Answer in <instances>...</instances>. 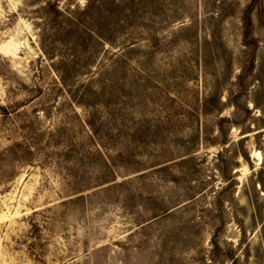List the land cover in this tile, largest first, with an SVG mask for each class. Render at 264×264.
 Returning a JSON list of instances; mask_svg holds the SVG:
<instances>
[{"label":"rangeland","instance_id":"374dc122","mask_svg":"<svg viewBox=\"0 0 264 264\" xmlns=\"http://www.w3.org/2000/svg\"><path fill=\"white\" fill-rule=\"evenodd\" d=\"M252 3L0 0V264H264Z\"/></svg>","mask_w":264,"mask_h":264},{"label":"trees","instance_id":"16d2710c","mask_svg":"<svg viewBox=\"0 0 264 264\" xmlns=\"http://www.w3.org/2000/svg\"><path fill=\"white\" fill-rule=\"evenodd\" d=\"M260 1L261 0H252L253 3L250 4L249 6H247L245 8V10L243 11V14H242V19H241L242 25H243L242 43L244 46H246L248 48L249 55H248V58L245 62L244 69H242V71L240 72V74L236 78V83L234 84V90H233V92H235V93L232 97L229 98V103L235 109V111L237 112V115H239V114L243 115L242 121L248 120L249 116H250V111L248 110V107L246 106V104L244 105L241 102V100L247 94V89L245 87V81L248 78H250L252 75L254 58H255L254 55H255V50H256V44H254V40L251 37V15L254 11V8L252 5H255L256 3H260ZM56 12L58 13V11H56ZM99 26L100 25H98L97 26L98 28H96L95 30L91 29V27H89L91 30L94 31L93 33L89 32V35L95 34L99 39L106 41V42H109L105 38V36L102 35V33H99ZM69 27H67V28H69L68 31L74 32L73 31L74 28L72 26H69ZM74 34H75V32H74ZM79 38H80V36L77 39H79ZM41 47L43 48V46H41ZM237 121L238 120L232 121L231 125L238 127L240 123H237ZM242 121H241V123H242ZM223 122H226V121H224V119L219 121V123H223ZM105 168L108 169V166H106Z\"/></svg>","mask_w":264,"mask_h":264},{"label":"bare ground","instance_id":"6f19581e","mask_svg":"<svg viewBox=\"0 0 264 264\" xmlns=\"http://www.w3.org/2000/svg\"><path fill=\"white\" fill-rule=\"evenodd\" d=\"M5 51V50H4ZM5 52H7V51H5ZM8 54V53H7Z\"/></svg>","mask_w":264,"mask_h":264}]
</instances>
